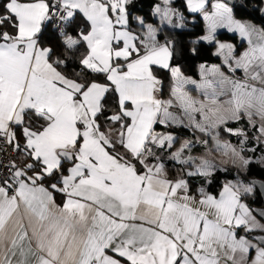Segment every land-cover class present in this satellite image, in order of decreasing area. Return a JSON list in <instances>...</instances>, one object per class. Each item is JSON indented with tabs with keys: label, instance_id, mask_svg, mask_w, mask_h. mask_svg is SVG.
I'll use <instances>...</instances> for the list:
<instances>
[{
	"label": "snow or ice",
	"instance_id": "6c2138e0",
	"mask_svg": "<svg viewBox=\"0 0 264 264\" xmlns=\"http://www.w3.org/2000/svg\"><path fill=\"white\" fill-rule=\"evenodd\" d=\"M171 3L156 6L160 23L185 27ZM130 4L8 0L4 6L0 139L21 153L24 162L12 161L10 177L0 183V264H249L252 250L251 264H264V236L253 243L235 231L241 226L249 233L264 230L241 202L259 182L229 181L219 198L201 188L198 203L211 210L209 218V212L195 206L196 197L188 195L187 181L168 179L165 163L149 147L170 149L178 139L156 132L154 125L190 127L207 136L217 151L231 152L233 163L238 160L247 171L253 158L242 156L220 135L242 137L244 151L247 133L226 124L245 116L255 127V116L262 121L257 130L264 136V28L236 19L230 0H187L189 9L202 12L207 22V34L200 40L215 43V54L224 56L225 65L245 74L244 80H229L214 65L196 85L172 64L174 42L165 38L160 43L156 37L161 29L145 25L141 17L135 19L146 28L143 40L128 29ZM78 13L89 22L88 30L73 26ZM173 16L179 22L173 23ZM218 29L239 33L249 47L233 55L235 46L217 39ZM49 33L57 40L55 46L45 43ZM73 62L99 76L87 79L67 71ZM154 67L174 78L173 99L157 98L162 81ZM186 84L201 89L207 101L195 100ZM110 92L117 94L118 112L109 117L119 125L116 132L102 131L97 122ZM223 96L228 98L221 100ZM173 100L179 113L169 110ZM33 115L42 123H33ZM195 143L207 146L208 140ZM193 146L185 141L171 159L193 165L189 176L209 175L214 167L210 161L197 164L191 155L181 158ZM255 162L264 163V155ZM57 192L65 197L62 205L56 203Z\"/></svg>",
	"mask_w": 264,
	"mask_h": 264
},
{
	"label": "trees",
	"instance_id": "16d2710c",
	"mask_svg": "<svg viewBox=\"0 0 264 264\" xmlns=\"http://www.w3.org/2000/svg\"><path fill=\"white\" fill-rule=\"evenodd\" d=\"M8 0H0V14H2L5 10L4 6L6 5ZM157 0H131V4L128 6V10L130 12L129 18V25L134 28L133 30H137L138 24L136 23L135 17L140 15L144 21L151 20L155 23V26H158V19L157 16L153 15V5ZM211 1V0H210ZM55 0H50V3H54ZM172 2L178 6L181 12L185 13L187 17H185L186 26L183 28H173L171 25H159L158 29H161L157 33V40L160 43H163L165 38L172 40L173 43V56H172V64L177 65L180 67L181 71L185 73H189L193 76H198V64L200 62H219L220 67L227 71L225 64H223L220 60V56L214 54L212 51L213 43H209L207 41H202L197 39L196 37L203 32V19L199 15L198 12H189L186 9V5L184 0H172ZM262 5V0H235L234 3L230 4L233 8L234 16L237 17H247L254 22H257L264 28V13L260 11ZM190 14H193V18L190 19ZM77 27L78 30H87L89 27V22L87 21L86 17L83 13H78L74 25ZM5 30H10V26L7 27ZM219 38L225 39H232L235 42L237 41L236 33H230L226 30H219L216 34ZM45 43L51 44V46H55L57 40L53 39L49 34L45 35ZM195 41H199L194 43ZM244 41H241V44ZM195 48L196 51L193 52L192 49ZM83 51V49H81ZM67 71H74L80 73L81 77L87 79H93L99 76V74L92 73L90 71H82L80 67L77 66L75 62H73ZM154 74L162 81L160 95L161 97L167 95L168 88L171 83V74L168 70L161 69L159 67H154L153 69ZM231 72V71H229ZM100 79L103 80V77L100 76ZM104 104V111L103 114L99 115L98 123L101 125V129L105 132L111 130L112 132H116L119 129V125L114 123L109 119L110 116L116 114L118 112V103H117V94L115 92H110L106 94V97L103 101ZM242 118V117H241ZM240 118V119H241ZM33 123L39 124L42 123L39 119H37L34 115L32 116ZM236 121H228L227 123L233 125ZM157 129L160 130H170L175 133L177 136H187L190 137L194 134V131L191 130L190 127L185 126H178V125H170V126H163V125H154ZM222 127V126H221ZM18 135H20V130L17 129ZM250 137L247 141V145L253 144V138L251 135V131H248ZM221 135L225 137L232 138L233 135L228 134L226 132L221 131ZM254 146L253 148L255 151H251V156H255L258 151H260L263 146L260 141L256 142L255 144L251 145ZM247 154L248 149L243 147ZM15 151V150H14ZM118 151H122L118 148ZM16 158L19 161V164L22 165L24 162V157L21 153L15 151ZM254 162L250 163L247 167V171L241 170L239 167V163H233V160L228 162L224 168L217 167L211 173L210 180L207 184H205V179L202 178L199 174L194 175H187V173H182L181 175L185 177V180L188 184L189 191H196V187L198 185H205L206 188L215 193L222 182V180L227 179H242L244 182L249 183L247 180L248 176H258L264 179V163H257L255 159ZM163 162L166 165V170L168 175H175L176 169L178 168L177 165L175 166V162L169 158H165ZM190 181L193 184H190ZM47 184V183H46ZM55 199L59 201L61 199L60 193H54ZM242 199L246 201V203L250 206L252 204H262L263 200L259 192L254 188V194L250 196H242ZM257 231V230H255ZM252 232H244V234L250 236Z\"/></svg>",
	"mask_w": 264,
	"mask_h": 264
},
{
	"label": "rangeland",
	"instance_id": "374dc122",
	"mask_svg": "<svg viewBox=\"0 0 264 264\" xmlns=\"http://www.w3.org/2000/svg\"><path fill=\"white\" fill-rule=\"evenodd\" d=\"M185 2V5H186V9L187 11L189 12H192L188 5H187V0H184ZM214 2V0H211L210 3ZM226 2V1H225ZM159 5L161 8H164L165 7V4H164V0H157L154 5H153V15L154 16H157V19H158V26L159 25H162L160 23V17L158 14H156L155 12V9H156V6ZM171 7L176 9L183 17H184V20H183V23L186 24V21H185V17L186 14L181 12V10L178 8V6H176L173 2L171 3ZM261 9H264V0H262V5H261ZM208 11H211V8L208 7L207 9ZM194 13V12H192ZM199 15L201 16V18L203 19V26H204V30L202 33H200L196 38L197 39H200V37H203L204 35L207 34V22L204 20L203 18V13L202 12H198ZM193 14H190L189 18L192 19L193 18ZM136 17H141L140 15L136 16ZM142 18V17H141ZM236 19L238 20H241V21H245V22H248L252 25H255L257 29H261V25L258 24L257 22H254L252 21L251 19L247 18V17H237L235 16ZM172 20H173V23H177L179 22L178 21V17L176 16H173L172 17ZM145 22V25L147 24H152L155 26V23L151 20H146L144 21ZM136 23L138 24L137 26V30H133L134 28H132L131 25H128V29L130 31H132L136 36H138L141 40H143L145 38V34H146V28L145 27H142L137 21ZM158 26L156 28H158ZM89 28V27H88ZM88 30V29H87ZM219 30H226L228 31L227 29H218L217 32ZM229 32V31H228ZM232 33V32H230ZM237 35V41L235 42L234 40L232 39H225V38H219L217 36V39H219L221 42H227V43H231L235 46V52L233 53V55L235 56H239L240 54H242L248 47V43L246 42L245 39L241 38L239 36V33H236ZM241 41H244L242 44H241ZM253 42L256 43V37L254 35L253 37ZM213 49L212 51L214 52V54L217 52V46L215 43H213ZM139 46V44H138ZM220 56V60L223 64L224 63V56L223 55H219ZM204 66L203 68L201 66ZM218 66L220 71L224 74L225 77H227L229 80H244L245 78V74L243 72L242 69H238L235 73H233L226 65V68L228 69L227 71L223 70L221 67H220V64L219 62H214V61H210V62H200L198 64V76H193L189 73H185L183 71H181L183 73V75L187 78H190L194 81H196V85L202 83L204 77L202 76V73L203 72H209L212 68V66ZM177 66V65H176ZM231 71V72H229ZM171 74V73H170ZM209 79H214V77L212 76H209L208 77ZM159 79V78H158ZM251 83H257L258 85V82H251ZM173 85H174V78L172 77L171 75V83H170V86L168 88V93L167 95L161 97V100H169V99H173L171 93H172V88H173ZM196 85L194 84H186L185 85V91H187L189 93V95H191L195 100L197 101H203V102H206L207 101V97H205L203 94H202V90L199 89ZM230 89V86L228 85H225V90L228 91ZM228 97L227 96H223L221 97L220 99L221 100H224V99H227ZM170 111H175L177 113L180 112V110L176 107V101L173 100V107L169 109ZM242 118L239 119V120H235L236 122L233 124V125H230V124H226V127L228 128H231L233 130H243L244 132L247 133V136H248V139L250 137L248 131H251V135H252V138H253V144H255L257 141L256 137H260L259 141L262 143L263 146L261 147H264V136H262L259 132H258V127H259V124L262 122L259 120L258 117H253V119L256 121V126H252L250 125L249 123V120L247 117L245 116H241ZM196 119L199 120L200 119V115L197 114L196 115ZM230 121H233V120H229ZM187 123V121H186ZM224 127V126H222ZM155 128V131L156 132H163V133H171L173 136L177 137L178 139L174 142L173 146L169 149V148H165L163 150H161L158 146H155V145H149V147L152 149V152L157 155V156H160L161 158H163V160H165V158H170L171 159V156L174 152H176L180 147H181V144H183L185 141H193L194 142V146L191 148V151H185L182 155V159L183 158H186L187 156L191 155L193 157H196V163L199 164L201 162V160H208L210 161L214 167L213 169L211 170L210 174L209 175H204V174H199L202 176V178L205 179V184H207L210 180V177H211V173L214 169H216L217 167H222L224 168L226 166V164L234 159H236V157L231 153L229 152L228 154H225L223 151H217L215 148H214V145H213V142L211 140H209V138L207 136H204L202 135L201 133H199L198 131H194L192 128L191 130L194 131V134L190 137H187V136H177L175 135L174 132H171V131H165V130H159L157 129L156 127ZM220 139L222 141H227L229 142L230 144H232L233 146L236 147L237 151L240 152V154L242 156H244L245 158H248V157H252L253 159L257 158V157H260L261 155H264V148H262L260 151L257 152V154L255 156H251V151H248L249 153L247 154L246 150L244 151H241V145H240V140L242 139V137H238V136H234L232 138H229V137H225V136H222L220 135ZM199 140H208V145L205 146L204 144L202 143H195L196 141H199ZM248 141V140H247ZM247 141L245 142V144L243 145V147L247 148V149H253L254 146H251V145H247ZM244 149V148H243ZM172 161L175 162V166L177 165V169H176V173L177 174H182V173H187V172H195V167L191 164H182L180 162H178L177 160H174V159H171ZM237 162L239 163V161L237 160ZM165 168H166V165H165ZM167 169V168H166ZM243 181L242 179L238 178V179H227V180H222V182L220 183L217 191L219 190V193L218 195H216V197H219L220 195V192L222 191V188H223V185L225 183H228L229 181H232V182H236V181ZM244 182V181H243ZM244 183H247V182H244ZM190 184H193L192 181H190ZM204 189L205 191H209L205 185L201 186V185H198L196 187V191H199L200 189ZM196 191H192V192H196ZM216 191V192H217ZM211 194H216V193H212V192H209ZM245 201V200H244ZM251 210V209H250ZM251 217L254 219L255 222H257L258 225L260 226H264V222L257 217V215L251 210ZM257 231L261 230V228H257L256 229ZM264 231V230H262Z\"/></svg>",
	"mask_w": 264,
	"mask_h": 264
},
{
	"label": "crops",
	"instance_id": "0c3cea01",
	"mask_svg": "<svg viewBox=\"0 0 264 264\" xmlns=\"http://www.w3.org/2000/svg\"><path fill=\"white\" fill-rule=\"evenodd\" d=\"M7 2H8V1H7ZM24 2H28V0H24ZM157 98L161 99L160 91L157 93ZM101 130H102V129H101ZM159 130H160V129H159ZM102 131H103V130H102ZM165 131H170V130H165ZM171 132H172V131H171ZM169 159H170V158H169ZM162 160H163V158H162ZM166 173H167V170H166ZM184 174H185V173H184ZM167 178H168V179H172V180H176V179H184V180H185V177H184V176H182L181 174H177V173H176L175 175H168V173H167ZM2 182H3V181L0 180V183H2ZM45 186H47V184H45ZM206 192L209 193L210 191H206ZM215 193H216V194H212V195H214V196L218 195L219 190H218L217 192H215ZM60 194H61V193H60ZM188 195L196 197V201H197V203L195 204V206H196V207H199V208L201 209V211H207V212H209V218H212L211 210L208 209V208H206L205 206L200 205V204L198 203V201H199V199H200V193H199V191L192 192V191H189V190H188ZM217 198H219V197H217ZM64 199H65L64 195L61 194V199H60L59 201L56 200V203L62 205L63 202H64ZM241 202L244 203V204H247L246 201H244L242 198H241ZM247 206L249 207V209H251V207H250L248 204H247ZM251 210H252V209H251ZM256 223H257V222H256ZM29 231H30V233H31V228H29ZM235 231H236V233H237V236H247V238H248L249 240H251L253 243H256V241L252 240L250 236L244 234V232L246 231V229H245L244 226H241V227H239V228H236ZM258 231H259V230H258ZM260 231H262V230H260ZM33 248H35V243H33ZM255 254H256V253H255L254 250H252V251L249 252V254H248L249 264H251V259L255 257ZM29 260L31 261V260H32V257H29Z\"/></svg>",
	"mask_w": 264,
	"mask_h": 264
},
{
	"label": "built area",
	"instance_id": "2783aa9c",
	"mask_svg": "<svg viewBox=\"0 0 264 264\" xmlns=\"http://www.w3.org/2000/svg\"><path fill=\"white\" fill-rule=\"evenodd\" d=\"M12 161H16L15 151L13 147L8 145L3 139H0V180L3 181L4 178H9L11 175V170L9 165Z\"/></svg>",
	"mask_w": 264,
	"mask_h": 264
},
{
	"label": "water",
	"instance_id": "95a60500",
	"mask_svg": "<svg viewBox=\"0 0 264 264\" xmlns=\"http://www.w3.org/2000/svg\"><path fill=\"white\" fill-rule=\"evenodd\" d=\"M226 2H229V0H225ZM235 0H230V4L234 3ZM247 180L250 181H258L259 183L255 186V189L259 192V194L262 197V204H252L250 205L252 211L257 215L258 218H260L264 222V215H261L260 213L264 212V189L261 188V185L264 184V179L258 176H248ZM264 236V231H255L250 235L251 239L256 241L257 237ZM264 246V245H261Z\"/></svg>",
	"mask_w": 264,
	"mask_h": 264
}]
</instances>
